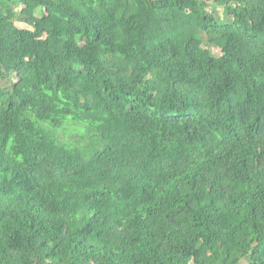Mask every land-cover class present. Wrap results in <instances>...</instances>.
I'll use <instances>...</instances> for the list:
<instances>
[{"label":"trees","instance_id":"obj_1","mask_svg":"<svg viewBox=\"0 0 264 264\" xmlns=\"http://www.w3.org/2000/svg\"><path fill=\"white\" fill-rule=\"evenodd\" d=\"M0 264H264V0H0Z\"/></svg>","mask_w":264,"mask_h":264},{"label":"rangeland","instance_id":"obj_2","mask_svg":"<svg viewBox=\"0 0 264 264\" xmlns=\"http://www.w3.org/2000/svg\"><path fill=\"white\" fill-rule=\"evenodd\" d=\"M221 13H223V11L221 10L220 11ZM19 26H21V27H26L27 25H25V24H22V23H19ZM207 49V48H206ZM214 53L216 54V55H219V53H221L220 51H214ZM220 89H223V84H221V86H220ZM75 123H71V124H69L68 126H67V128L65 129V131L63 132V133H65L64 134V136H63V138L65 139V140H67V141H71L70 139H74V140H79L80 139V134L81 133H83V131L79 128V127H70V126H72V125H74ZM81 126H83V125H81ZM84 127V126H83ZM88 131L87 130H85V133H87ZM88 140H86L85 142H87Z\"/></svg>","mask_w":264,"mask_h":264}]
</instances>
